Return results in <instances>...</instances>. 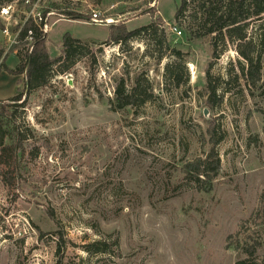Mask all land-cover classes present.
I'll use <instances>...</instances> for the list:
<instances>
[{"label":"rangeland","instance_id":"374dc122","mask_svg":"<svg viewBox=\"0 0 264 264\" xmlns=\"http://www.w3.org/2000/svg\"><path fill=\"white\" fill-rule=\"evenodd\" d=\"M181 0H15L0 10L5 54L17 26L44 16L51 57L66 34L94 45L47 86L26 91L16 119L29 138L14 179L0 166V264H236L227 238L259 207L264 192V82L239 81L243 59L230 45L218 60L210 42L169 30ZM100 11L108 23L70 19ZM133 9V10H132ZM161 20L170 47L185 57L189 82L166 79L170 48L158 60L148 39L103 45L110 26L128 30ZM150 55H146V49ZM102 49L101 52L97 51ZM152 53V55H151ZM96 56L97 61H94ZM4 63L18 66L8 53ZM230 83L224 101L206 106V68ZM143 75L154 100L115 108L109 103L121 78ZM243 84V85H242ZM242 85V86H240ZM25 90V74L0 71V104ZM225 90V89H224ZM10 101V100H9ZM207 112V113H206ZM215 121L225 138L216 146L222 166L208 190L181 168L211 148L207 127ZM264 258V244L258 251Z\"/></svg>","mask_w":264,"mask_h":264},{"label":"trees","instance_id":"16d2710c","mask_svg":"<svg viewBox=\"0 0 264 264\" xmlns=\"http://www.w3.org/2000/svg\"><path fill=\"white\" fill-rule=\"evenodd\" d=\"M90 1L100 5L105 0ZM144 1L145 3L151 2V0ZM13 2L15 0H0V10ZM61 14L70 19L88 20L91 18L77 9L64 11ZM44 16H40L41 21L37 22V19L31 15L18 25L15 43L7 49L6 54V46L0 47V71L25 74L24 92L0 104V166L6 169L1 172V179L5 184L13 181L18 160L24 155V141L29 138L21 130L22 124H18L16 119L18 109L25 104L23 98L26 91L32 92L47 86L54 73L69 72L80 58L90 56L91 48L94 49L91 43L66 34L61 53L57 57H51L46 46L48 32L44 30L47 24ZM160 22L162 21L153 20L147 25L131 30L125 26H110V35L104 43L100 44V48L104 44L122 45L134 39L145 38L149 40V47L152 45L158 51L159 61L164 57L165 51L170 48L175 59L166 65L165 76L171 85L180 88L189 82L186 59L180 49L169 46L166 29H162ZM174 25L181 30L184 29L185 33L191 37H203L210 42L214 60H218L230 45H234L235 50L243 59V62H240L241 74H235L237 80L234 81L244 79L253 87H258L264 82V0H181L175 14ZM149 47L145 51L146 55H150ZM101 50L97 51L101 52ZM8 53L19 58L15 69H9L3 61ZM94 61H97L96 56H94ZM212 64L210 63L206 68V90L208 92L206 106L214 109L224 101L225 91L229 92L225 86L230 81H225L222 77H213ZM129 82L130 84L126 78L118 81L114 91L115 97L109 101L115 105V108L122 109L154 100V91L146 77L139 75ZM207 135L211 148L206 156L196 157L181 168L185 177L194 182L200 190L209 189L210 185L204 184L212 183L222 166L216 146L225 138V133L218 130L213 120L207 127ZM263 244L264 192L261 194L259 207L240 224L235 233L228 236L226 247L241 256L236 264H264V258L258 257V251Z\"/></svg>","mask_w":264,"mask_h":264},{"label":"built area","instance_id":"2783aa9c","mask_svg":"<svg viewBox=\"0 0 264 264\" xmlns=\"http://www.w3.org/2000/svg\"><path fill=\"white\" fill-rule=\"evenodd\" d=\"M90 20L93 23H108V24L111 23L110 22L111 19L101 17V12L100 11H94L92 13V16H91ZM169 29L174 34L180 35L182 33V30L178 26H175V25L174 26L173 25H170Z\"/></svg>","mask_w":264,"mask_h":264},{"label":"bare ground","instance_id":"6f19581e","mask_svg":"<svg viewBox=\"0 0 264 264\" xmlns=\"http://www.w3.org/2000/svg\"><path fill=\"white\" fill-rule=\"evenodd\" d=\"M110 22H112V20H110Z\"/></svg>","mask_w":264,"mask_h":264},{"label":"water","instance_id":"95a60500","mask_svg":"<svg viewBox=\"0 0 264 264\" xmlns=\"http://www.w3.org/2000/svg\"><path fill=\"white\" fill-rule=\"evenodd\" d=\"M207 113V112H206Z\"/></svg>","mask_w":264,"mask_h":264}]
</instances>
